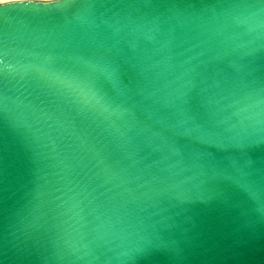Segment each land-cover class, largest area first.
Masks as SVG:
<instances>
[{"label": "water", "instance_id": "water-1", "mask_svg": "<svg viewBox=\"0 0 264 264\" xmlns=\"http://www.w3.org/2000/svg\"><path fill=\"white\" fill-rule=\"evenodd\" d=\"M0 264H264V0L0 4Z\"/></svg>", "mask_w": 264, "mask_h": 264}, {"label": "clouds", "instance_id": "clouds-1", "mask_svg": "<svg viewBox=\"0 0 264 264\" xmlns=\"http://www.w3.org/2000/svg\"><path fill=\"white\" fill-rule=\"evenodd\" d=\"M41 3H52L54 0H39Z\"/></svg>", "mask_w": 264, "mask_h": 264}, {"label": "bare ground", "instance_id": "bare-ground-1", "mask_svg": "<svg viewBox=\"0 0 264 264\" xmlns=\"http://www.w3.org/2000/svg\"><path fill=\"white\" fill-rule=\"evenodd\" d=\"M11 1H15V0H0V4L7 3V2H11Z\"/></svg>", "mask_w": 264, "mask_h": 264}]
</instances>
